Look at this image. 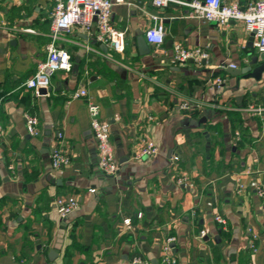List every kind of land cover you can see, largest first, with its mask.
<instances>
[{"label": "crops", "instance_id": "0c3cea01", "mask_svg": "<svg viewBox=\"0 0 264 264\" xmlns=\"http://www.w3.org/2000/svg\"><path fill=\"white\" fill-rule=\"evenodd\" d=\"M53 3L0 0V264H163L164 244L175 264H264V71L258 80L228 72L252 55L264 61L243 22L188 18L176 2L115 3L122 49L97 41L94 24L60 31L54 44L71 68L38 94L24 84L45 57ZM150 15L161 18L157 46L145 39ZM174 44L208 55L176 62ZM80 86L86 95L72 98ZM87 100L109 125L113 175L96 166ZM24 113L37 118L34 136ZM146 140L156 152L137 156ZM56 146L67 162L53 168ZM68 195L78 205L60 218L52 200Z\"/></svg>", "mask_w": 264, "mask_h": 264}, {"label": "built area", "instance_id": "2783aa9c", "mask_svg": "<svg viewBox=\"0 0 264 264\" xmlns=\"http://www.w3.org/2000/svg\"><path fill=\"white\" fill-rule=\"evenodd\" d=\"M124 0H54L50 13V40L46 44V54L33 72L25 81V86L33 92L38 88L48 86L49 77L57 70L68 71L71 68V60L67 51L54 44L60 31H67L74 24H82L85 29H89L92 24L95 25V38L97 41L109 44L115 51H120L123 46V33L117 30L111 23V6L115 3H121ZM151 4L157 7L166 6L169 2H176L186 8L184 14L188 18H199L205 21L214 22L223 25L230 20H241L249 32H253L252 46L259 56H264V0H251L241 6L237 1L224 3L222 0H150ZM155 23L146 29L145 39L155 46L162 43L163 29L160 24V17L150 15ZM207 52L198 47H186L180 44L172 46V59L176 62L192 60L199 62L207 57ZM228 67L235 68L234 64H228ZM221 80L216 78V83ZM86 90L83 86L78 87L71 93L72 98L83 97ZM87 112L89 116V129L94 140L96 166L105 175H113L118 170V162L114 156L112 143L110 140V129L106 121L99 119L98 107L96 104L86 101ZM179 107L186 109L187 104L182 102ZM246 111L252 114H260L262 108L258 106H248ZM25 130L27 134L34 136L38 133L37 118L35 115L23 114ZM56 137L60 133L56 132ZM237 135L235 136V140ZM156 145L146 140L139 148L137 156H150L156 152ZM177 156H172L176 160ZM67 162V157L63 150L56 146L53 148L50 163L53 168H58ZM183 178L177 180L181 182ZM260 193L261 190H260ZM53 207L60 218H65L73 212L78 202L71 196H55L52 200ZM215 220L223 222L219 216ZM125 224H129L125 220ZM203 234V231H200ZM254 237V235H251ZM163 264H175V261L168 254L167 245L162 247ZM136 264H148L146 260L135 258Z\"/></svg>", "mask_w": 264, "mask_h": 264}, {"label": "water", "instance_id": "95a60500", "mask_svg": "<svg viewBox=\"0 0 264 264\" xmlns=\"http://www.w3.org/2000/svg\"><path fill=\"white\" fill-rule=\"evenodd\" d=\"M252 35H253V32H249V37H248L249 41H252V38H253ZM138 44L143 48L146 47V43H145L142 36H139ZM256 62H257L256 56L252 55L247 66L239 68V69H235V70L234 69H228V72H230L231 74H234L236 76L241 75L244 78L252 77L253 79L258 80L260 78L261 73L264 71V61H261L259 63H256ZM252 64H255V65L253 67H251ZM73 67H76V64H74ZM49 90H50V87H48V86L46 88H38L37 93L38 94H44ZM52 252L53 251L51 250L48 254L49 259L52 258V256H51Z\"/></svg>", "mask_w": 264, "mask_h": 264}, {"label": "trees", "instance_id": "16d2710c", "mask_svg": "<svg viewBox=\"0 0 264 264\" xmlns=\"http://www.w3.org/2000/svg\"><path fill=\"white\" fill-rule=\"evenodd\" d=\"M230 119H231V122L233 123V122L239 121L240 117L237 113H233V114L231 113Z\"/></svg>", "mask_w": 264, "mask_h": 264}]
</instances>
